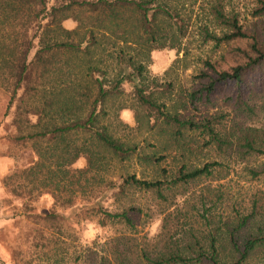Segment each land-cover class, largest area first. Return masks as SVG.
I'll return each mask as SVG.
<instances>
[{"label": "trees", "instance_id": "obj_1", "mask_svg": "<svg viewBox=\"0 0 264 264\" xmlns=\"http://www.w3.org/2000/svg\"><path fill=\"white\" fill-rule=\"evenodd\" d=\"M199 1L0 0L5 116L12 114L13 140L33 158L2 184L23 215L54 217L32 206L47 197L59 211H82L100 227L134 234L143 209L136 196L167 210L190 185L223 180L230 163L264 156L261 130L233 119L227 128L229 114L195 116L225 91L235 119L256 114L258 95L264 101V27L244 29L220 0ZM257 3L252 14L264 17V0ZM193 42L224 54L201 60L189 89L151 74L153 52H182L186 61ZM125 110L133 125L122 121ZM243 170L252 180L264 176V168ZM210 188L211 199L200 200L205 236L142 254L144 264H252L264 253V217H205L206 204L222 196Z\"/></svg>", "mask_w": 264, "mask_h": 264}, {"label": "rangeland", "instance_id": "obj_2", "mask_svg": "<svg viewBox=\"0 0 264 264\" xmlns=\"http://www.w3.org/2000/svg\"><path fill=\"white\" fill-rule=\"evenodd\" d=\"M220 1L225 12L236 15L244 29L259 31L261 26L264 27V17H254L252 14L258 5L257 0ZM196 7L192 21L199 15ZM65 25L71 24L67 22ZM230 46L237 44L230 43ZM222 53L223 49L217 51L211 45L198 48L196 42L190 45L186 61L182 60V52L155 51L150 72L160 77L161 81L173 79L187 90L192 86L193 76L202 67L199 62L206 58L215 60ZM175 59L179 62L166 75ZM226 61H231L228 55ZM184 63L188 64L187 69L183 68ZM124 91L128 94L130 86L126 85ZM228 92L217 93L210 104L199 107L195 116L210 118L216 114H229L227 128L232 126L230 119H233L236 123L264 132V101L259 99L261 96L258 95L259 100L255 101L256 114L240 121L234 118L228 102H225ZM7 103L8 95L0 88V264H144L142 254H154L166 243L182 244L190 234L199 239L205 236L207 228L205 218L201 216L203 208L200 200L206 195L207 185L214 194L221 193L222 196L214 207L211 203L206 204L205 208L210 210L205 217L236 211L243 215L254 212L257 222L264 217V176L252 180L243 170V167L264 168V156H253L245 164L230 163V173L223 180L190 185L182 197L174 200V206L167 210L153 205L147 200L148 197L136 196L135 203L143 209L134 234L121 235L118 226L100 227L97 218L92 216L85 219L82 211H59L52 208V202L47 197H42L32 206L41 214L55 216L27 217L23 215L20 202L11 198L2 184L5 176L11 175L15 168L28 166L33 160L29 150L13 140L16 134L11 125L12 114L5 116ZM120 117L123 122L133 125L130 111L121 112ZM83 164L82 159L77 162V166ZM116 237H122L123 242L117 245ZM251 262L264 264V253Z\"/></svg>", "mask_w": 264, "mask_h": 264}]
</instances>
